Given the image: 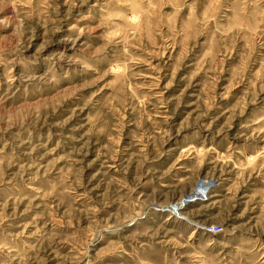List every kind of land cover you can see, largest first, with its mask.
<instances>
[{
	"label": "rangeland",
	"instance_id": "obj_1",
	"mask_svg": "<svg viewBox=\"0 0 264 264\" xmlns=\"http://www.w3.org/2000/svg\"><path fill=\"white\" fill-rule=\"evenodd\" d=\"M0 264H264V0H0Z\"/></svg>",
	"mask_w": 264,
	"mask_h": 264
}]
</instances>
